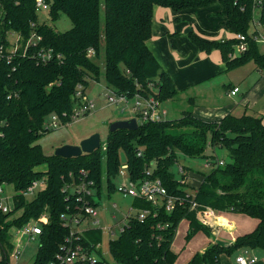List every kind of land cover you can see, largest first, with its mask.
Listing matches in <instances>:
<instances>
[{
  "label": "trees",
  "instance_id": "obj_1",
  "mask_svg": "<svg viewBox=\"0 0 264 264\" xmlns=\"http://www.w3.org/2000/svg\"><path fill=\"white\" fill-rule=\"evenodd\" d=\"M215 1L221 4L226 27L235 35H246L247 49L230 58L238 42L236 37L210 40L190 30L188 35L193 43L205 51L219 49L226 69L250 60L264 68V53L247 32L257 7L259 20L264 22V0L260 3L258 0H43L45 6L37 5L36 0H0V44L8 45L9 31L22 36L9 61L5 56L0 57V184L10 183L15 189L10 209L7 212L0 209V264H12L10 228H20L40 216L45 220L39 221L38 245L30 264H60L56 254L63 252L70 231L64 218L79 213L81 206L70 187L83 179L92 180L98 198L103 188L110 194L115 190L113 179L122 163L121 155L131 179L157 177L167 194L183 201H176L174 208L167 211L163 204L152 205L143 198H133L135 208L149 209V213L142 220L130 218L124 230L109 239L108 251L117 264H175L178 254L171 244L179 222L183 218L188 220L186 240L198 231L208 234L210 229L199 222L195 209L189 208L190 199L219 212L246 214L257 223L228 245L210 243L183 264H220L221 253L230 254L243 247L264 249V125L260 116L228 113L219 120L209 121L187 109L178 118L147 120L132 130L109 131L105 149L100 144L90 153L72 157L46 154L37 142L51 130L44 127L50 114H58L61 124L72 120L78 85L85 89L90 77L98 79L101 74L93 60L101 46L102 74L109 86L131 94L156 88L159 100L173 98L177 94L173 81L146 44L151 36L153 6L169 7L177 12ZM41 7L47 9L51 20L64 13L71 26L63 31L55 30L45 19H40ZM32 32L40 39L24 51ZM49 48L53 57L40 61L38 51ZM89 48L94 49L93 57L87 55ZM56 54L61 58H56ZM216 147L226 149L230 161L212 167L207 173L200 172L202 180L197 189L191 187L188 191L186 173L176 178L172 170L178 152L214 159L212 152H206ZM151 161L154 166L151 174L146 175ZM40 165H45V169H37ZM35 179H44L45 185L27 200L23 191ZM91 203L96 206L98 201ZM78 235V239L72 240L98 255L94 264H109L96 247L102 242L100 228H88Z\"/></svg>",
  "mask_w": 264,
  "mask_h": 264
},
{
  "label": "rangeland",
  "instance_id": "obj_2",
  "mask_svg": "<svg viewBox=\"0 0 264 264\" xmlns=\"http://www.w3.org/2000/svg\"><path fill=\"white\" fill-rule=\"evenodd\" d=\"M160 8L161 10L155 11V19L160 22H174L176 20L180 21V23L186 24L185 27L182 28V32L190 28L195 33L194 29L197 30L199 21L203 22L205 20V22L211 24L216 22V27H222L221 32L225 31V33H228L224 23L225 16L221 12V4L219 1H215L205 7L196 8V12L194 14H187V12L175 13L170 8H163V6ZM171 13L175 14L171 15ZM39 16L41 20L45 19L55 30L63 31L71 26L70 19L64 13H61L56 20L49 19L47 9L45 7H41L39 9ZM251 30L252 21L249 22L247 32L250 33ZM9 33L10 32H7L8 44L10 43L9 41H11L12 43V40L15 38L13 34L10 35ZM219 36H221V34ZM219 36H217L216 38H219ZM235 36V33H233V36L230 37ZM257 46L259 51H264V45L258 44ZM6 47L8 48V45ZM93 60L99 66L101 74L98 79H94L91 77L89 78L88 85L85 88V94L89 98L94 99V102L96 104L95 108L86 114L79 115L68 123L60 124L58 127L46 131L37 140V142L41 145L44 153H54L55 148L63 144H78L82 139L90 136L93 133H98L100 137V143L104 144L109 132V124L114 120L123 119L130 116V112L126 110L124 104L110 103L107 100V96L105 95V93H108L106 85H109L106 82L104 75L102 74L104 64V49L102 46L100 47L98 57H94ZM225 73L226 72L218 73L215 76V79L211 80V83L220 81L221 78L226 75ZM182 95L183 94H176L173 98L162 101V105L165 106L168 110L167 113L163 115L164 119L178 118L179 116H181L182 110L188 108V93H186L185 98H183ZM121 108L124 110H122ZM214 151L215 152H213V150L211 149L206 153L211 154L212 152L215 153L216 157L219 160H223L224 162L230 161L229 153L223 147H216ZM121 156V162H123L124 156ZM205 159V157H189L178 152V160L174 163L172 170L175 177L180 178L181 174L178 171V167L180 165H182V167H185L184 170L186 171V175L188 177L186 180H184L188 184V187H186L188 191H190L191 187L193 188L192 183L196 179L200 178V172L207 173L211 170L210 166L204 165ZM39 167L44 168L45 165H40ZM191 171L194 173H192ZM113 181L114 183H117L119 179L116 177L113 179ZM44 185H41L39 188L42 189ZM2 186L3 192L1 193V196L4 201L10 203L11 196L15 193V189L10 183H4ZM39 188L37 187L34 190V193L26 194L25 198L27 200H31L35 196ZM97 201L98 203L96 205V214L94 215V217L98 218L99 220L98 226L105 229L112 228V230L114 231V234L112 236H114L118 231V226L126 220L125 215L134 212L133 209H130L131 196H125L122 193L118 192L116 189L110 194H107V191L105 190V188H103L101 191V197H99ZM114 203L116 204L115 206L113 205ZM9 207L11 206L9 205ZM233 213L230 216L232 217V219L233 217L235 219L234 227H232L233 225L231 226V228L219 227V230L218 232H216V234L214 233L215 230L213 231V229L209 227L210 229L208 234L204 231H198L189 240H186L185 238L188 229V220L186 218H183L176 228V233L171 244L172 250L178 254L175 263H185L197 250L205 248L210 243L216 241L221 243L232 242L233 236L249 232L247 230L250 228V225H252V219L254 218H251L250 216H247L245 214H239V212ZM113 215L115 216V218L113 217ZM220 219H222L221 222L226 225L228 221L227 218L225 216H220ZM9 232L11 234V241L15 242V237H18L17 228L11 227ZM108 236L109 234L105 233V230H103V239L101 242L102 251L105 258L110 264H117L108 251ZM37 245V235L33 239L28 238L26 234L22 235L21 242L18 246V250L20 252L18 264H30L34 259ZM242 249L243 248L234 250L230 254L221 253L219 255L220 264H235V256ZM253 252L258 258V260L253 264H264V250L256 248L253 250Z\"/></svg>",
  "mask_w": 264,
  "mask_h": 264
},
{
  "label": "built area",
  "instance_id": "obj_3",
  "mask_svg": "<svg viewBox=\"0 0 264 264\" xmlns=\"http://www.w3.org/2000/svg\"><path fill=\"white\" fill-rule=\"evenodd\" d=\"M261 1L258 0V3ZM37 5L42 6L43 0H36ZM45 6V5H44ZM10 35H14L15 38L9 41L8 48L5 47L4 44H0V57L5 56L7 61H9L11 55L17 51L19 48L22 36L18 32L9 31ZM238 42L235 44L237 53H241L247 49L246 35L243 33H237L235 36ZM250 37L257 41H264V33H250ZM8 39V38H7ZM40 39V36L35 32H32L31 35L27 38L23 50H26V47L31 43H35L36 40ZM6 51V52H5ZM52 49H41L37 53V57L40 61L45 62L53 57ZM88 56L94 55V49L89 48L87 51ZM56 58H61L60 54L55 55ZM108 93H105L107 96V100L110 103L115 104H124L126 110L130 112L131 117H135L137 123L142 121H157L164 119V114H166L165 109L162 107V101L156 96V88H152V90H139L134 93H128L124 91H117L112 87L106 86ZM238 90L237 86H234L231 89V93H235ZM74 106L71 114V119H75L79 115L86 114L92 111L95 108L94 99L89 98L85 94V89L82 88L81 85H78L76 92L74 93ZM122 109V108H121ZM124 110V109H122ZM61 124L60 118L58 114L52 113L47 119L44 121V127L47 129H53L58 127ZM101 144V143H100ZM102 148L105 149V145L102 144ZM213 152L214 149H212ZM138 155L141 154L139 150L137 152ZM215 155V153H213ZM223 160H219L216 155L214 159L206 158L205 166H210V168L223 164ZM154 163L151 161L150 167L145 170L146 175H150L152 171V167ZM127 162L123 161L120 165V168L117 173V178L119 181L115 183V189L122 193L125 196H131V208L134 212L125 215V221L118 226L117 233L114 234L112 228H108V233L111 238L116 237L120 232H122L125 226L128 224V221L132 217H136L139 220L145 218V216L149 213V209L146 208H135L132 205V199L143 198L147 201H150L152 205H165V209L167 211H171L174 208L175 202L178 201L181 203L183 199H178L175 196L167 194L166 188L162 185L159 178H151L145 177L143 179L135 180L131 179L128 175L127 171ZM185 167L180 165L178 167V171L180 174L186 173L184 170ZM83 174H85L84 170H81ZM186 175V179H187ZM185 179V180H186ZM202 180V178H201ZM200 180V181H201ZM199 181V183H200ZM45 184L44 179H35L32 183L23 191V195L34 193V190L41 185ZM3 184H0V209L3 212H7L10 207V203L3 200L1 193L3 192ZM72 191L76 193V199L81 203L80 212L74 214L70 219H67L65 216V223L69 225L70 231L69 236L66 237V244L62 246L63 252L56 254V260L60 264H94L98 260V255L95 250L89 249L86 246L82 245L78 241H73L72 239H78L79 235L83 230L88 228H99V220L95 218L96 214V206H94L91 202L97 201L98 197L95 195V189L93 187L92 180L83 179L80 183L76 185H72L70 187ZM40 189V188H39ZM38 189V190H39ZM197 189H193L194 191ZM193 191V192H194ZM12 197V196H11ZM92 199V200H91ZM91 201V202H90ZM190 209H195L196 216L200 223L206 225L218 232V227H231L232 224L227 221L226 225H224L221 221H218V217L222 216L219 211L213 209L210 206L199 205L195 200L190 199ZM116 205L115 203L113 204ZM115 218V216L113 215ZM45 220L44 216H40L37 220L31 219L25 225L20 228H17L18 237H15V242L13 243V248L9 253V260L12 264H18V258L20 256V252L18 250L19 243L21 242L22 235L26 234L28 238L33 239L40 232L41 227L39 221ZM105 229V228H103ZM20 231V232H19ZM101 244V243H100ZM97 244L96 247L100 248L101 245ZM101 250V248H100ZM258 260L257 256L250 251L249 248L244 247L241 251H239L234 259L235 264H253ZM54 263V262H51ZM109 263V262H108ZM107 264V263H104Z\"/></svg>",
  "mask_w": 264,
  "mask_h": 264
},
{
  "label": "crops",
  "instance_id": "obj_4",
  "mask_svg": "<svg viewBox=\"0 0 264 264\" xmlns=\"http://www.w3.org/2000/svg\"><path fill=\"white\" fill-rule=\"evenodd\" d=\"M160 7L162 6L157 4L153 6L151 36L146 41V44L161 67L170 76L177 90V95L183 94L182 96L185 98L186 93H188L189 106L183 109L182 112L189 109L193 115L209 121L219 120L228 113L236 116L246 113L260 116L264 125V68L259 67L253 60H250L236 68L226 69V64L221 57L219 49L212 48L209 51L201 50L193 43L187 31L182 32V28L185 27L186 24L180 23V21L177 20L174 22L157 21L155 19V11L161 10ZM163 8L166 7L163 6ZM196 8L199 7L183 9L180 10V12L177 11V13L187 12V14H194ZM173 12L176 13V11ZM175 13H171V15ZM259 16L260 8L257 7L254 10L252 30L250 33H264V22L259 20ZM215 24L216 22L211 24L205 22V20L203 22L199 21L197 30L193 29L195 34L204 39L214 38L222 40L233 36V33L227 27L228 33H225V31L221 32V26L216 27ZM220 34L221 36H219ZM217 36H219V38H216ZM258 44L264 45V41H257V45ZM260 52L264 53L262 50ZM238 54L234 45V52L231 53L232 56H230V58ZM93 56L94 55L91 57ZM221 72H226V75L222 77L220 81L211 83V80L215 79V76ZM234 86H237L238 90L232 94L231 89ZM162 107L167 113V108L163 105ZM37 169H45V167H37ZM199 175L200 178L192 183L193 189L199 185L202 174L200 173ZM232 213L233 212H220L222 216H225L229 222H231L233 225L232 227H234L235 219L234 217L232 219L230 216ZM239 214L243 215V213ZM256 223L257 220L255 218L252 219V225H250L247 231H251ZM99 228L102 231L103 239V230H105V233L109 234L108 230L103 229V227ZM236 236H233L232 239ZM110 238L109 235L108 241ZM100 248L101 255L104 256L102 246ZM203 249L204 248L197 251H202ZM249 249L251 252L254 250L252 248Z\"/></svg>",
  "mask_w": 264,
  "mask_h": 264
},
{
  "label": "water",
  "instance_id": "obj_5",
  "mask_svg": "<svg viewBox=\"0 0 264 264\" xmlns=\"http://www.w3.org/2000/svg\"><path fill=\"white\" fill-rule=\"evenodd\" d=\"M191 29L188 28L185 31L189 32ZM138 126L135 117L127 119L114 120L109 124V131L116 129H135ZM100 146V137L98 133H93L90 136L82 139L78 144H63L55 148L54 154L62 157L78 156L81 153H90L94 149ZM230 242L224 243L228 245Z\"/></svg>",
  "mask_w": 264,
  "mask_h": 264
},
{
  "label": "bare ground",
  "instance_id": "obj_6",
  "mask_svg": "<svg viewBox=\"0 0 264 264\" xmlns=\"http://www.w3.org/2000/svg\"><path fill=\"white\" fill-rule=\"evenodd\" d=\"M222 219H220V217L218 218V221H221Z\"/></svg>",
  "mask_w": 264,
  "mask_h": 264
}]
</instances>
